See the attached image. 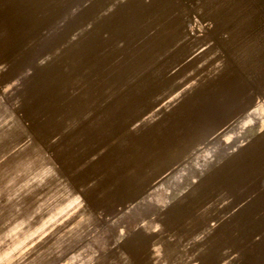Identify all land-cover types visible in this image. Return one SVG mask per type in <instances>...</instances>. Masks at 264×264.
I'll list each match as a JSON object with an SVG mask.
<instances>
[{
    "label": "rangeland",
    "instance_id": "374dc122",
    "mask_svg": "<svg viewBox=\"0 0 264 264\" xmlns=\"http://www.w3.org/2000/svg\"><path fill=\"white\" fill-rule=\"evenodd\" d=\"M15 2L0 264H155L160 232L195 264H264V134L237 137L264 109V0H46L33 26Z\"/></svg>",
    "mask_w": 264,
    "mask_h": 264
},
{
    "label": "crops",
    "instance_id": "0c3cea01",
    "mask_svg": "<svg viewBox=\"0 0 264 264\" xmlns=\"http://www.w3.org/2000/svg\"><path fill=\"white\" fill-rule=\"evenodd\" d=\"M18 10L30 13L31 15L34 14L37 17H32V20H30L33 22L29 25L33 26L39 21L38 14L50 15L54 11V6L47 5L46 0H16L10 8L5 9L3 17L9 19L11 15ZM16 21L17 19L15 18V22ZM248 131H253V134L251 137L247 135L249 138L246 140ZM262 134H264V109L259 108L258 113L245 116L240 121L237 137L238 139L243 138L246 141H244V143L241 142L239 147L243 148L246 146L247 142L250 141V138L252 141V138H256ZM257 207L258 206H253L249 207L250 209H246V205H243L242 209L239 208L236 214L233 215V219H235L234 222H238L236 228L243 227L242 223H244L246 216H250L247 214V211L256 210ZM231 228H235V226ZM228 230V226H222V229L217 232L224 233ZM167 234H169V232H160L157 239L152 242L153 251L155 253V264H195L194 261H190V259L192 260V254L189 251V242L176 236H168ZM221 250V254H223L224 249L221 248Z\"/></svg>",
    "mask_w": 264,
    "mask_h": 264
}]
</instances>
